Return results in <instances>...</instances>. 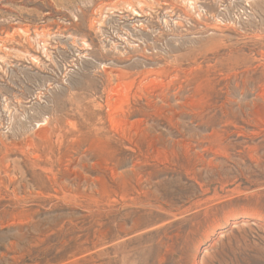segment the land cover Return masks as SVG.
<instances>
[{
	"label": "rangeland",
	"instance_id": "rangeland-1",
	"mask_svg": "<svg viewBox=\"0 0 264 264\" xmlns=\"http://www.w3.org/2000/svg\"><path fill=\"white\" fill-rule=\"evenodd\" d=\"M0 264H264V0H0Z\"/></svg>",
	"mask_w": 264,
	"mask_h": 264
}]
</instances>
